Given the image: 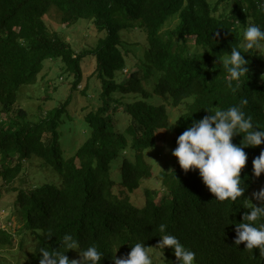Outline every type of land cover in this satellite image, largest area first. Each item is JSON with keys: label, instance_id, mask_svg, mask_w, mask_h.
I'll use <instances>...</instances> for the list:
<instances>
[{"label": "trees", "instance_id": "trees-1", "mask_svg": "<svg viewBox=\"0 0 264 264\" xmlns=\"http://www.w3.org/2000/svg\"><path fill=\"white\" fill-rule=\"evenodd\" d=\"M52 10L68 25L92 21L96 42L74 48L51 31L46 15ZM246 23L264 28L257 0H0V179L8 184L23 176L28 160L51 164L61 176L60 185L14 189L15 211L23 224L17 231L8 230L1 225V211L0 246L12 244L14 233L30 232L35 236L31 264H39L38 249H59V239L70 233L81 248L95 244L104 253L100 264H114V247L120 246L116 255L121 257L136 242L150 249L161 239L158 225L163 223L165 233L195 252V264H264L258 246L247 250L245 242L235 245V223L250 211L244 204L250 205L253 189L264 182V172L259 177L252 173V160L264 143L244 148L247 161L240 175L245 191L233 203L215 200L199 170L185 172L175 156V166L158 175L160 195L151 187L139 189L144 178L154 175L145 150L162 144L159 132L171 120L169 104L186 101L177 123L167 129L174 131L175 146L193 119L208 114L205 107L225 109L244 99L242 110L264 128V56L243 53L249 71L233 88L226 85L227 72L220 62L231 47L240 46ZM133 28L146 32L141 57L124 45V30ZM91 57L97 85L93 92L101 104L83 107L91 133L66 158L59 126L72 95L31 119L16 104L17 93L22 85L38 80L46 59H60L73 75L72 91L86 81L79 91L89 96L90 76L85 71ZM133 65L136 68L126 73ZM150 83L167 103L151 101ZM120 107L129 117L124 128L114 120ZM241 139L242 134H236L232 142L239 144ZM165 252L175 256L170 246ZM66 255L79 259L75 249Z\"/></svg>", "mask_w": 264, "mask_h": 264}, {"label": "clouds", "instance_id": "clouds-1", "mask_svg": "<svg viewBox=\"0 0 264 264\" xmlns=\"http://www.w3.org/2000/svg\"><path fill=\"white\" fill-rule=\"evenodd\" d=\"M257 10L264 13V0H257ZM243 53L264 56V28L260 25L246 23L240 46L231 47L230 55L220 61L227 72L225 82L229 88H233L234 84L239 87L249 71L246 67L248 61ZM244 104H247L246 99L241 100L240 105H231L225 109L205 107L208 114L193 119L177 136L176 147L171 149L182 170H199L204 184L219 202L233 203L242 195L245 187L242 186L240 173L247 161L244 148L264 143V128L253 124L252 117L242 110ZM176 123L170 120L162 130L170 129ZM236 134H242L239 144L232 142ZM252 165L253 175L259 177L264 172V148L253 158ZM252 197L259 204L253 203L252 199H249L252 202L250 205L244 204L250 211L244 212L242 221L235 223V245L239 246L241 242H245L247 250L258 246L260 256L264 257V187L254 191ZM258 221L260 222L257 223ZM158 229L161 239L156 248L164 250L165 246H170L175 254L176 264H195V252L186 248L176 236L165 233V224H159ZM59 240V249H38L42 254L39 264H100L104 253L99 251L95 244L81 248L70 233L64 234ZM131 245L130 252L122 257L116 255L120 246L114 247L111 252L114 264H154V258L144 243L136 242ZM70 249L78 250L79 259H69L66 252Z\"/></svg>", "mask_w": 264, "mask_h": 264}, {"label": "rangeland", "instance_id": "rangeland-1", "mask_svg": "<svg viewBox=\"0 0 264 264\" xmlns=\"http://www.w3.org/2000/svg\"><path fill=\"white\" fill-rule=\"evenodd\" d=\"M228 7L229 5L222 6V10ZM46 21L51 31L60 33L67 40L72 42L74 48L77 50H80L84 46L89 47L93 45L98 38L94 23L87 19H80L78 22L68 25L67 23H62L58 13L52 10L46 15ZM104 34L105 31L102 32V36ZM123 34L125 38L124 45L126 47L129 45L131 53L141 57L147 43L146 32L143 29L138 30L133 28L131 30H124ZM128 35L132 38L131 41H129ZM91 59L94 64L91 61L89 67L85 71V74L90 76L88 79L89 96H85L79 91L87 83L86 81H83L82 84L79 85L76 92L72 91L71 81L73 80V75L67 72L60 59L53 61H51V59H46L38 80L32 84L22 85L17 93L18 97L16 104L26 109L31 119H38L49 109L59 106L69 95H72L73 98L69 103L68 112L63 116L59 126V132L61 134L60 143L64 157L66 158L74 155L80 145L83 144L91 133V128L84 117L85 111L83 107L94 106V108H96L101 104L100 96L99 99H97V96L94 95L96 93L93 92V89L96 88L97 85L96 78L92 76L95 58L91 57ZM136 62L137 61H132V63ZM133 67L136 68L135 65L127 67V70H125L126 73L129 69H133ZM148 87L153 91V96L151 98L152 102H168L163 95L154 93V83L148 84ZM87 97L90 99H87ZM92 98L96 100L93 101ZM168 108L171 110V121L175 122L176 118L184 112L186 101L175 107H171L169 104ZM114 120L115 123L118 124V127L124 128L129 123V117L121 107L118 109V112L114 114ZM159 136L162 144L149 147L145 150L147 160L153 165L154 175L150 178H144L139 188L151 187L159 191L158 195L161 194L162 190V184L158 179V175L162 170L171 169V166H175V158L171 153V149L176 147L173 142V130L165 129L160 131ZM127 154L129 155V152ZM1 163L2 159L0 156V164ZM26 166L28 168L26 173L15 179L14 182L6 184L0 179V212H3V215H1V225L12 232L17 231V228H20L23 224L20 215L15 211L16 193L14 189L20 185L29 188L40 186L44 183L56 185H60L61 183L60 174L51 164L43 166L38 160H28ZM261 187H264V182L257 185L252 192L258 191ZM250 199H252L253 203L259 204L252 195ZM249 203L251 204L252 202L249 200ZM14 234L15 236L12 244L0 246V264H27L28 255H30L29 264H31L34 251L32 247L35 243V236L30 232ZM156 244L152 245L149 249L150 255L154 258V264H176V257L167 256L165 249L156 248ZM77 251L78 250H76V252Z\"/></svg>", "mask_w": 264, "mask_h": 264}]
</instances>
